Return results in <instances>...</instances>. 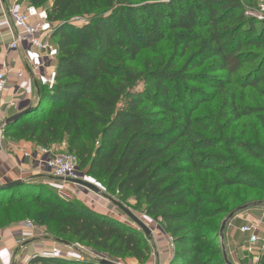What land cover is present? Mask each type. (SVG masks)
<instances>
[{
	"label": "trees",
	"instance_id": "16d2710c",
	"mask_svg": "<svg viewBox=\"0 0 264 264\" xmlns=\"http://www.w3.org/2000/svg\"><path fill=\"white\" fill-rule=\"evenodd\" d=\"M24 1L38 9L50 2L57 77L52 89L38 88V103L4 132L36 148L65 145L87 176L122 201L134 200L133 208L172 241L161 264H225L224 239L216 242L220 217L264 204L262 178L238 160L264 164V145L243 136L231 140L222 132L242 119L264 129V106L240 104L232 87V77L252 63L237 87L264 96V22L247 15L239 0ZM171 37L169 59L162 57L143 72L132 67L141 52L154 51ZM191 46L194 52L179 66ZM214 73L226 78L217 81L221 77ZM189 82L221 94L214 116L193 117L206 99ZM262 172L264 177V167ZM30 184L0 189V229L30 218L56 241L104 253L110 263L147 262L150 248L138 228ZM232 189L239 195L230 198L238 205H221L216 196ZM28 264L99 260L35 256ZM258 264H264V254Z\"/></svg>",
	"mask_w": 264,
	"mask_h": 264
},
{
	"label": "built area",
	"instance_id": "2783aa9c",
	"mask_svg": "<svg viewBox=\"0 0 264 264\" xmlns=\"http://www.w3.org/2000/svg\"><path fill=\"white\" fill-rule=\"evenodd\" d=\"M0 27L9 34L4 59L11 53L20 52L23 56L29 78L33 80L37 88L52 89L56 82V62L58 51L51 42L52 25L48 20L46 9H38L26 1L0 0ZM247 15L251 16L249 13ZM74 21V20H73ZM78 21V20H75ZM79 22V21H78ZM81 23H86L81 20ZM12 72L3 60L0 68V97L7 88V77ZM18 79L24 78L23 71L15 72ZM18 91V90H17ZM16 91V92H17ZM8 107H15L14 102H9ZM0 110V140L3 139L5 121ZM20 157L14 158L16 167H22L26 161L30 162L31 169L41 178L55 179L57 181L44 180V184L55 188L58 196L65 200L72 198L68 194H83L90 190L83 186L70 182H86L84 173L78 167V160L73 154L54 153L55 150L31 147L18 148ZM68 185V187H67ZM97 195V194H96ZM23 227L35 232L37 227L30 221L23 222ZM239 233L247 236L249 251L255 247L254 262L258 263L264 254V208L260 209V215L255 223H249L239 228ZM86 250L80 244H65L56 241L49 256L50 258L70 259L84 261L86 259L97 260L83 255Z\"/></svg>",
	"mask_w": 264,
	"mask_h": 264
},
{
	"label": "rangeland",
	"instance_id": "374dc122",
	"mask_svg": "<svg viewBox=\"0 0 264 264\" xmlns=\"http://www.w3.org/2000/svg\"><path fill=\"white\" fill-rule=\"evenodd\" d=\"M21 1H23V0H21ZM239 1L241 2L242 6L244 7V10L246 11V13H249L253 18H256V20H258L260 22H264V0H239ZM133 2L134 3H142L143 0H134ZM49 7H50V2L47 3L43 9L47 10ZM0 12H1V10H0ZM75 23L77 25H79V23H77V22H75ZM80 24H82V23L80 22ZM51 42L55 45V41L53 38H51ZM171 44H172V37L166 39L162 44L157 46L154 51H143V52H141L139 54V56L137 57L136 61L132 63V67L137 72H143V69L145 66H154L153 64H156L157 62H159L162 57H164L166 60L169 59L172 56V52L170 51ZM194 50H195V48L193 46H191V48L187 52V55L180 61L179 66H181L184 63L186 58H188L192 54V52H194ZM205 65H206V63L201 68L196 69L193 72L194 73L200 72L201 70H203ZM251 67H252V63H248V64L243 65L241 70L236 75H234L232 77V87L236 89V92L239 96L238 101L240 104L264 106V96H259L256 93V91H253L250 88L241 89V88L237 87V85H238L237 78L240 76H243L245 74V72L248 71ZM214 76H220L221 77V79H218L217 81H223L226 78L222 73H214ZM188 86L199 88V90H201V93L202 92L204 93L205 99H206L205 102H202L198 105V110L193 115V117H196V116L199 117L201 115L214 116L216 114L217 110L219 109L220 105H221V100L223 99L221 94L216 92L215 90H213L209 86H206V85L201 84V83L189 82ZM261 87L264 89V84H261L260 88ZM204 95L200 94L198 96V98L201 99ZM40 110H41V106L39 107V112H40ZM218 124H219L218 127H220L221 123H218ZM214 128H216V126H214ZM222 132H223L224 136H226L227 138H230L231 140H237L241 136H243V140H249L252 142L259 141L261 144L264 145V129H260L258 124H256V122L253 119H242L237 124H235L232 128H230L229 130H225ZM58 149L60 151H56ZM58 149H56L53 152L54 153L70 154L66 150L65 145L64 146L62 145L61 148H58ZM229 149L234 150L233 147H229ZM238 160H240L242 162V165L246 170H251V171L255 172L256 174H258L262 178L261 182H264V177H262V173H263L262 170L264 167L263 163L253 161L251 159H249V160L244 159L243 157H240ZM84 175H85L86 182L97 187L100 190V194L96 195L92 191H89V192L85 191V193H83V194L78 193L76 195L68 194L72 198V200L88 207L89 209L99 210L100 212L107 214L111 217H114L121 222L129 223L133 227H136L131 222V220L126 216V214L118 206H122L123 208L129 210L146 227H148L151 230V236L149 239H147V242H148V245L150 248V255H149V258L145 264H161V263H164L167 260V258L169 257L170 250L172 247V241H171L170 237L168 235L164 234L163 232H161V230L158 227V224L155 221H153L150 217H147L140 210L133 208V206L135 205L134 200L130 199L128 201H122L121 199L118 198L116 192L111 191V190H107L105 188V186L101 182L97 181L95 178L87 176L85 173H84ZM44 180L57 181L55 179H49V178H44V179L38 178V179L32 180V181L27 182V183H31L30 185H31L32 189H34L36 191L41 190L42 193L45 195L49 192L51 194L55 195L57 193V190L55 188H52V190H51L50 187L49 188L46 187L44 185V182H43ZM57 182H59V181H57ZM256 184H259V183H256ZM68 185L70 187L72 184L69 183ZM68 185H67V187H68ZM71 188H72V190H74L75 187L71 186ZM232 193L236 196L239 195L236 189H232V191L228 190V191H225V192L218 194L216 196V199L218 200V202L221 205H230L232 207L237 206L238 204L235 205L236 203H235V201H233V198H230ZM251 195H254V194H251ZM253 198L254 197L249 196L248 202H251ZM245 203H247V202H245ZM228 208H229V206H228ZM255 208L263 209L264 204H259ZM255 208L250 206V208L248 210L255 209ZM246 211L247 210H245L243 212H246ZM243 212H241V213H243ZM220 218L223 222L227 217L221 216ZM26 221H30L31 223H33L37 227L38 230L40 229L43 232V236L47 239H42V241H45V240H50L51 242L56 241L53 234L51 232H49L48 229H46L43 226H38L30 218H25L24 221L22 220L18 223H22V222H26ZM4 228H7V227H4ZM4 228H2V229H4ZM223 234L225 236V230H224ZM216 242L218 244L222 243V241L219 239ZM73 244H76V243H73ZM223 244L224 245L226 244L225 237L223 240ZM245 245L249 247V244L247 243V241H246ZM81 246L86 249L83 251V255H85V256H89V257L95 258L97 260H101V259L102 260H110V258L104 253L91 250L90 248H87L84 245H81ZM244 252L246 253V255L248 254L249 256L248 257L246 256L247 258L245 257L241 262H239V264H258V263L254 262L255 254L257 252L255 247H251V251L248 250V251H244ZM248 258H249V260H248ZM111 261H113V260H111ZM113 262L118 263V264H138L135 260L130 259V258L126 259L124 262H121L119 260L113 261ZM233 263L236 264L234 261H233Z\"/></svg>",
	"mask_w": 264,
	"mask_h": 264
},
{
	"label": "crops",
	"instance_id": "0c3cea01",
	"mask_svg": "<svg viewBox=\"0 0 264 264\" xmlns=\"http://www.w3.org/2000/svg\"><path fill=\"white\" fill-rule=\"evenodd\" d=\"M8 34L1 26L0 68L3 60H5L8 68L12 70L7 77V88L0 97V110L4 121L17 114L21 104L34 102L38 98V88L33 80L29 78L22 54L20 52L11 53L7 59H4L5 48L10 41ZM17 71H23L24 78L18 79L15 75ZM9 102H14L15 107H8L7 104ZM23 146L29 148L33 144L26 141L14 140L11 134L4 132L3 139L0 140V183L6 180L15 182L22 178H40L31 169L29 161H26L22 167L18 168L15 166L13 160L17 156L20 157L18 148ZM259 215L260 209H250L238 214L228 222L225 229L224 237L226 244L224 248H226L227 257L232 264H234L233 261L239 264L246 256H249L244 252L249 250V247L245 245L247 236L240 234L239 228L249 223H255ZM42 239L47 238L43 236V232L40 229L35 232L27 230L23 227V222L0 229V264H28L30 259L35 256H49L56 241H42Z\"/></svg>",
	"mask_w": 264,
	"mask_h": 264
},
{
	"label": "water",
	"instance_id": "95a60500",
	"mask_svg": "<svg viewBox=\"0 0 264 264\" xmlns=\"http://www.w3.org/2000/svg\"><path fill=\"white\" fill-rule=\"evenodd\" d=\"M38 99V98H37ZM38 103V100L34 101V102H25L24 104H21L18 108V113L13 115L12 117H10L9 119H7L5 121V126H9L10 124L16 122L19 118H21L24 115H27L31 112V110L33 109V107ZM32 181L30 178H22L19 179L18 181L15 182H9V181H4L2 183H0V189H10V188H14L17 186H20L22 184H25L27 182ZM70 183H74L80 186H83L84 188L92 191L95 194H100V190L95 187L94 185L87 183V182H81V181H76V182H70ZM257 205H254L253 207L255 208ZM125 214L126 216L131 220V222L137 227L139 228L140 231L143 232L144 236L146 239H149L151 236V230L146 227L135 215H133L129 210L123 208L122 206H118ZM248 207H241L238 208L236 211L230 213L227 218L222 222L221 228H220V233H219V238L222 241L224 239V230L228 224V222L230 220H232V218L234 217V215L238 212H241L243 210H246ZM102 213V212H101ZM223 259L225 264H231V262L229 261L225 248H223ZM99 264H114V263H110L107 260H99Z\"/></svg>",
	"mask_w": 264,
	"mask_h": 264
}]
</instances>
